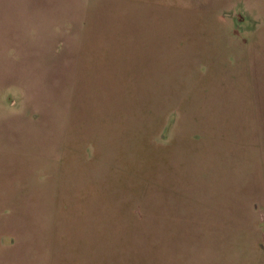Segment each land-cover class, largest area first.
I'll return each instance as SVG.
<instances>
[{
  "label": "rangeland",
  "instance_id": "rangeland-1",
  "mask_svg": "<svg viewBox=\"0 0 264 264\" xmlns=\"http://www.w3.org/2000/svg\"><path fill=\"white\" fill-rule=\"evenodd\" d=\"M0 264H264V0H0Z\"/></svg>",
  "mask_w": 264,
  "mask_h": 264
}]
</instances>
